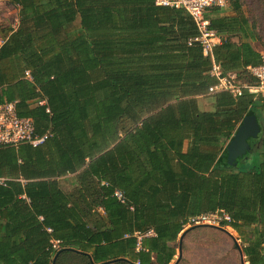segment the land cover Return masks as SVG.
I'll return each instance as SVG.
<instances>
[{
  "label": "trees",
  "instance_id": "1",
  "mask_svg": "<svg viewBox=\"0 0 264 264\" xmlns=\"http://www.w3.org/2000/svg\"><path fill=\"white\" fill-rule=\"evenodd\" d=\"M4 1L17 23L0 26V104L50 135L0 145V264H171L188 218L220 209L243 262L264 264V128L233 164L225 148L245 116L260 123L264 96L222 91L199 108L217 78L189 13L155 0ZM228 5L205 12L225 37L213 57L254 84L262 39L240 0Z\"/></svg>",
  "mask_w": 264,
  "mask_h": 264
},
{
  "label": "built area",
  "instance_id": "2",
  "mask_svg": "<svg viewBox=\"0 0 264 264\" xmlns=\"http://www.w3.org/2000/svg\"><path fill=\"white\" fill-rule=\"evenodd\" d=\"M228 2L229 0H155V4L159 6L183 8L192 17L198 33L194 38L190 39V42H196L201 47L202 54L210 57L212 66L209 73L217 78V83L208 92L209 95L226 91L233 97H238L244 91H247L253 96H264V53L261 55L260 62L257 65L249 66L248 68L256 79L254 84L238 81L235 74L231 72L222 74L219 64L214 60L213 47L225 40V37H220L214 29L210 28L205 12L211 7L223 8L228 5ZM43 104L46 103L43 102ZM46 111L49 112V108H46ZM49 135L50 130H46L42 135L35 133L32 118L18 116L14 102H3L0 104V145L17 146L20 143H29L32 146H37ZM2 181L3 179L0 178V182ZM114 195L123 202V195L120 191H115ZM229 220L230 216L220 209L189 217L184 224V228L189 225H211ZM56 244L57 241H54L53 246L55 247Z\"/></svg>",
  "mask_w": 264,
  "mask_h": 264
},
{
  "label": "rangeland",
  "instance_id": "3",
  "mask_svg": "<svg viewBox=\"0 0 264 264\" xmlns=\"http://www.w3.org/2000/svg\"><path fill=\"white\" fill-rule=\"evenodd\" d=\"M243 13L248 16L250 22L255 26V32L261 37L262 41H256L255 45L260 47L264 53V12L259 0H240ZM221 14L231 13L229 5L221 8ZM17 23V9L7 4L4 0H0V26H15ZM78 25V21L74 23ZM264 46V45H263ZM211 96L198 97V105L203 110H213L215 105ZM260 119L261 128H264V112ZM63 186L67 189L69 186L63 182ZM191 226V225H189ZM186 226L185 228L189 227ZM211 227H203L194 231L188 232L182 241L181 257L177 264H241V257L238 246L241 247V241L235 232L229 226H222L228 230L231 235L214 229L218 224H211ZM214 227V228H213ZM184 228V229H185ZM235 239V241H234ZM178 243L179 239L174 242L176 246V254L171 264H174L178 258ZM243 256V260H244ZM247 264V262H244Z\"/></svg>",
  "mask_w": 264,
  "mask_h": 264
},
{
  "label": "water",
  "instance_id": "4",
  "mask_svg": "<svg viewBox=\"0 0 264 264\" xmlns=\"http://www.w3.org/2000/svg\"><path fill=\"white\" fill-rule=\"evenodd\" d=\"M259 131H260L259 122L257 121V118L254 114L247 115L242 119V121L238 125L233 137L228 141V143L226 144V147H225L226 152H227L228 164H233L235 162L236 158H238V157L242 156L244 153H246V151L249 147L248 139L250 137L255 138L258 135ZM200 225H207V224H200ZM216 227L222 229L224 232L231 235L226 228L219 227V226H216ZM186 229L182 230V232L180 233V236H179V247H178L179 255H178V258L181 257L180 243H181V240L183 238V235L186 232ZM234 241H235V239H234ZM235 244H236V246H238L237 248H238L239 253H240L241 263L244 264L243 253L241 251V248L239 247V245L237 243H235ZM52 264H54V260H53Z\"/></svg>",
  "mask_w": 264,
  "mask_h": 264
},
{
  "label": "crops",
  "instance_id": "5",
  "mask_svg": "<svg viewBox=\"0 0 264 264\" xmlns=\"http://www.w3.org/2000/svg\"><path fill=\"white\" fill-rule=\"evenodd\" d=\"M252 45L254 46V49H256V50H258V51L260 52L261 55L263 54V50H262L260 47L256 46L254 42L252 43ZM247 68H249V66H248ZM211 95H212V94H211ZM209 96H210V95H209ZM261 96H262V95H261ZM254 97L256 98V97H258V96H254ZM210 99H212L213 102H214V98H213V97H210ZM41 102H42V103H41ZM43 102L46 103V100H45V99H42V100L38 101V104H41V105H42ZM214 105H215V102H214ZM214 108H215V107H214ZM201 110H203V109H201ZM213 110H214V109H213ZM205 111H211V110L209 109V110H205ZM263 112H264V110L260 112V115H259V116H260V119H261V117L263 116V115H262ZM255 116H256V115H255ZM256 118H257V117H256ZM257 121H258V120H257ZM259 126H260V123H259Z\"/></svg>",
  "mask_w": 264,
  "mask_h": 264
}]
</instances>
